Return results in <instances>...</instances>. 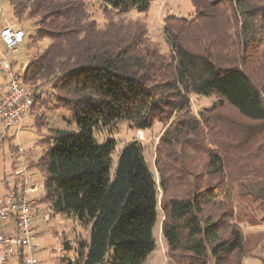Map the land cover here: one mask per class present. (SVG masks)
I'll return each instance as SVG.
<instances>
[{
  "label": "trees",
  "instance_id": "16d2710c",
  "mask_svg": "<svg viewBox=\"0 0 264 264\" xmlns=\"http://www.w3.org/2000/svg\"><path fill=\"white\" fill-rule=\"evenodd\" d=\"M98 1L103 26L81 0H9L13 18L32 22L29 38L48 39L22 81L50 85L54 105L77 125L40 142L37 204H47L50 216L73 211L91 222L78 264H146L158 185L167 264H242L256 256L264 234L245 238L241 226L264 224V0H189L193 17L164 19L166 51L144 21L123 17L146 12L152 0ZM192 93L218 102L196 116ZM116 121L164 126L158 184L135 140L111 174L115 141L97 144L92 132Z\"/></svg>",
  "mask_w": 264,
  "mask_h": 264
},
{
  "label": "rangeland",
  "instance_id": "374dc122",
  "mask_svg": "<svg viewBox=\"0 0 264 264\" xmlns=\"http://www.w3.org/2000/svg\"><path fill=\"white\" fill-rule=\"evenodd\" d=\"M81 1L86 6L89 18L95 20L99 26H103L106 20L101 3L98 0ZM170 16L189 19L194 16V8L189 0H152L146 12L133 10L123 15L126 19L144 21L149 36L159 42L162 51L168 50L162 29L164 19ZM31 23L29 20L13 18L9 0H0V27L12 24L26 32L22 49L8 54V59L15 62L14 68H21L22 71H25L30 57L48 44V39L33 42L29 38V35L32 36L34 33ZM5 51V46L0 43V55ZM32 86L35 87V91L36 86L37 92L39 90L33 109L29 110L18 131H10L9 133L13 134L11 137L5 136L0 139V178H3L2 181L6 179L5 182L12 183L17 174L22 172V166L16 168L17 164H24L27 170H31L32 179L29 183L42 184L43 176L39 166L45 147L40 145V142L55 128L77 129L72 113L64 108L57 109L54 105L50 85L36 83V86ZM189 98L190 111L196 116L209 110L218 102L217 97L205 93H192ZM163 130L164 126L161 123H155L147 130H139L132 128L126 121H116L109 126L98 125L93 130L92 136L97 144H105L109 139L115 141V149L111 154V174L115 170L122 148L128 142L137 141L147 167L158 184L159 173L155 166L156 147ZM164 196L163 190L158 185L156 221L152 230L155 249L147 257L146 264H167L168 262V247L161 232L164 217L160 204ZM46 214L49 215L47 220L44 219ZM33 226L35 233L33 256L37 264H62L63 259L72 264H78L81 256L86 253L90 240L91 222L79 221L73 211L50 216L48 205L41 204ZM241 228L245 238H249V234L252 236L264 234V224L259 226L242 224ZM251 249L253 250L249 247V250ZM251 253L256 256L245 257L242 264H264V249H256Z\"/></svg>",
  "mask_w": 264,
  "mask_h": 264
},
{
  "label": "built area",
  "instance_id": "2783aa9c",
  "mask_svg": "<svg viewBox=\"0 0 264 264\" xmlns=\"http://www.w3.org/2000/svg\"><path fill=\"white\" fill-rule=\"evenodd\" d=\"M26 32L12 24L0 27V43L6 51L0 55V139L21 128L29 112L35 87L24 83L23 71L15 69L8 59L10 52H18L24 45ZM19 192L0 195V264H37L34 251V222L39 212L35 193L42 184L31 185L25 176L18 179ZM49 215H45L47 220ZM13 222L12 231L4 230V222Z\"/></svg>",
  "mask_w": 264,
  "mask_h": 264
},
{
  "label": "crops",
  "instance_id": "0c3cea01",
  "mask_svg": "<svg viewBox=\"0 0 264 264\" xmlns=\"http://www.w3.org/2000/svg\"><path fill=\"white\" fill-rule=\"evenodd\" d=\"M12 135L13 134H10V133L7 134V136H10V137ZM21 166H22V172H19L17 174V177L14 178L12 183H9L7 181L5 182L6 179L2 181L3 178L2 179L0 178V195L6 194L8 192H19L21 190V187H20L21 184L18 183V179L22 178L25 175L29 179V182L31 181L32 179L31 172H30L31 170H27L26 167H24V164L23 165L17 164L16 168H20ZM2 227H4V230L12 231L14 228V224L13 222L7 221L2 224Z\"/></svg>",
  "mask_w": 264,
  "mask_h": 264
}]
</instances>
